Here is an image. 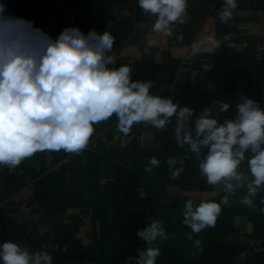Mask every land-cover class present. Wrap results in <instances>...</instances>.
<instances>
[{
	"label": "crops",
	"instance_id": "obj_1",
	"mask_svg": "<svg viewBox=\"0 0 264 264\" xmlns=\"http://www.w3.org/2000/svg\"><path fill=\"white\" fill-rule=\"evenodd\" d=\"M236 3L224 23V0H188L183 23L172 24L168 36L153 31L157 17L145 14L138 0H0L5 15L32 21L53 40L66 27L85 35L110 32L114 44L106 56L115 62L108 68L130 65L133 81L152 82L151 94L194 110L181 138L185 131L195 138V121L205 108L220 124L235 120L245 99L264 108V0ZM194 44L200 50L193 56ZM94 128L79 155L44 151L15 168L0 165V244L47 251L53 264H136L149 246L160 249L156 264H264V185L251 207L241 203L252 179L247 152L238 169L247 178L244 187L230 193L201 174L206 147L197 158L178 143L175 116L163 129L140 123L128 135L117 128L115 115ZM151 157L160 164L147 172ZM225 195L229 203L221 204L215 227L195 233L183 223L188 200L195 211L202 200L220 203ZM153 220L167 238L148 245L137 231Z\"/></svg>",
	"mask_w": 264,
	"mask_h": 264
},
{
	"label": "clouds",
	"instance_id": "obj_2",
	"mask_svg": "<svg viewBox=\"0 0 264 264\" xmlns=\"http://www.w3.org/2000/svg\"><path fill=\"white\" fill-rule=\"evenodd\" d=\"M138 4L145 14L157 17L153 31L168 36L172 35V24L183 23L188 8V0H138ZM236 7V0H224L220 20L228 22ZM5 12L0 4V165L15 168L44 151L79 155L88 147L94 125L113 115L125 135L140 123L163 129L175 116L178 143L189 145L197 158L201 147L207 148L199 169L209 185L223 183L230 193L244 187L247 178L238 169L250 150L247 166L252 179L241 203L252 206L251 197L264 185V108L258 102L245 99L237 106V118L223 124L209 118L210 110L205 108L195 121V138L188 131L181 138V130L194 110L151 94L152 82L133 81L130 65L108 68L115 62L114 57L106 56L114 44L110 32L97 34L93 30L85 35L77 27H66L53 40L33 27L32 21ZM208 42L220 46L214 37H208ZM199 50L200 46L194 44L191 55ZM228 108L226 103L221 105L222 111ZM168 163L175 164L176 160L169 159ZM159 164L156 157H151L145 171L151 172ZM182 171H174L171 179H177ZM233 180L238 183L229 182ZM228 203L227 195L220 203L202 200L193 211V203L188 200L183 223L195 233L215 227L221 204ZM137 235L148 245L157 238H167L158 220L138 230ZM195 244L199 247L201 242ZM160 255L158 247L149 246L140 252L136 264H156ZM0 264H53V260L47 251L29 252L16 242L5 241L0 244Z\"/></svg>",
	"mask_w": 264,
	"mask_h": 264
},
{
	"label": "built area",
	"instance_id": "obj_3",
	"mask_svg": "<svg viewBox=\"0 0 264 264\" xmlns=\"http://www.w3.org/2000/svg\"><path fill=\"white\" fill-rule=\"evenodd\" d=\"M157 41V40H156ZM149 46V45H148ZM148 46H147V49H149L148 48ZM257 56L258 57H261V52H258L257 53ZM251 155H252V153L250 152V150L247 152V156L248 157H251ZM2 226H3V224H2V222L0 221V230H1V228H2ZM23 248V247H22ZM29 252H32L29 248H26Z\"/></svg>",
	"mask_w": 264,
	"mask_h": 264
}]
</instances>
